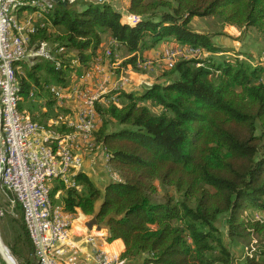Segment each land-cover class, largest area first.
Segmentation results:
<instances>
[{"label": "trees", "instance_id": "1", "mask_svg": "<svg viewBox=\"0 0 264 264\" xmlns=\"http://www.w3.org/2000/svg\"><path fill=\"white\" fill-rule=\"evenodd\" d=\"M29 10L37 11L23 6L19 18ZM126 12L139 21L130 24L111 3L55 0L45 19L37 21L43 26L31 37V45L46 41L62 48L55 55L60 66L46 59L16 63L22 68L16 74L19 111L47 124L54 116V99H45V87L68 86L72 74L88 69L106 38L116 41L117 51L122 48L141 58L163 46L150 58L155 60L165 47L175 45L212 56L178 60L171 68L162 65L152 85L120 93V108L98 106L101 123L94 141L102 148L100 157L108 155L105 169H113L121 181L98 185L80 172L74 177L79 189L56 183L51 198L62 189L54 202L67 213L79 210L91 216L90 226L104 229L108 243L123 242L121 256L128 261L234 264L224 237L249 249L255 235L261 249L246 252L242 264H264V220L242 218L248 209L264 211V67L258 58L213 41L231 37L224 31L228 26L264 36V0H128ZM196 18L214 19L213 32L194 30ZM137 56L124 64L135 66ZM57 108L55 116L61 112ZM159 189L163 194L157 200ZM21 230L35 260L24 222Z\"/></svg>", "mask_w": 264, "mask_h": 264}, {"label": "built area", "instance_id": "2", "mask_svg": "<svg viewBox=\"0 0 264 264\" xmlns=\"http://www.w3.org/2000/svg\"><path fill=\"white\" fill-rule=\"evenodd\" d=\"M54 1L0 0V194L4 202L21 208L37 264H124L120 254L104 248L105 230L79 224L75 214L65 212L61 203L54 202L60 200L62 189L56 190L51 198L56 183L64 189H79L75 175L83 172L85 161L94 162L99 156L102 148L94 141V133L101 123L97 107L110 104L121 107L119 95L126 91L131 80L112 77L122 73L117 64L116 41L109 40L102 56L92 60L81 75L74 74L70 85L50 88L55 106L61 112L47 124L33 121L28 113L18 109L16 74L20 68L16 63L23 61L32 65L38 59H46L58 68L60 64L55 55L63 53L62 48L54 49L46 41L31 45V37L43 24H37L34 15L20 19L18 11L30 6L43 15L53 8ZM84 1L101 5L111 0ZM125 18L132 25L139 21L134 15L127 14ZM134 55L138 54L131 57ZM209 56H212L210 52L199 48L175 45L165 47L155 60L137 56L133 68L149 70L162 65L171 68L178 60ZM263 58L260 64L264 67ZM59 129L65 131L62 133ZM103 161L107 163V154Z\"/></svg>", "mask_w": 264, "mask_h": 264}, {"label": "rangeland", "instance_id": "3", "mask_svg": "<svg viewBox=\"0 0 264 264\" xmlns=\"http://www.w3.org/2000/svg\"><path fill=\"white\" fill-rule=\"evenodd\" d=\"M111 5L118 10L121 15L123 16L124 19L127 16V5H128V0H111L110 1ZM34 13L32 10H29L26 12L24 16L28 15H34V17L38 20L40 19H45L44 15H41L42 13ZM41 15V16H40ZM214 19L212 18H207V19H199L196 18L192 22V27L194 30H197L199 32H213L214 28ZM229 33L232 35V38H226V37H216L219 41L223 42V45H230L234 44L235 46V52L236 53H245L248 55H253L256 57L259 53H261L264 49V36L260 35L256 31L253 30H248L247 32H241L238 29H228ZM109 40L106 38V42L104 44V47L108 46ZM103 48V47H102ZM234 52V53H235ZM116 54L118 55V61L117 64H120V69L122 70V73L119 75H113L112 77L118 76V78L121 76L122 78H127L131 80L130 85H134V83H137V87H141L142 85H145L146 83L152 85L156 81L157 75H159L158 72V67H154L152 69H142V68H137L135 70L133 68V64H124L128 59L131 58L132 54H128L124 49L116 50ZM227 54V53H226ZM226 57V56H222ZM264 57V51L262 52L261 56L258 58L260 62V58ZM257 59V57L255 58ZM264 59V58H263ZM139 69V70H138ZM22 72V68L20 69ZM145 72H142L144 71ZM264 76V75H263ZM71 79V78H68ZM263 79V78H262ZM69 85L71 84V80L68 83ZM56 84H50L45 87V91L47 92V96L45 97L46 100L53 101L52 95L50 93V88ZM129 86V85H128ZM127 89V87H126ZM129 89V87H128ZM127 91V90H126ZM45 103V101H43ZM122 105V103H121ZM149 105V104H147ZM43 106V105H42ZM54 109V110H53ZM48 109H44L42 107V111H47ZM58 108L55 106V101H53L52 105V110H50V114L54 115L58 112ZM155 110V109H154ZM156 111V110H155ZM53 116V117H54ZM1 132V131H0ZM100 158L99 156H97ZM97 158V159H98ZM103 160V159H102ZM93 162L90 161H85L84 164V169H88L93 166ZM87 167V168H86ZM95 168L97 170L94 171V173L100 172L103 169H105L104 161L102 164H100V160H96V165ZM83 172H85L83 170ZM87 172V170H86ZM85 172V173H86ZM102 173V172H101ZM90 176V175H89ZM92 176V177H91ZM91 179L96 184H100L101 182H106L107 180H115V181H121L120 177L118 176L117 172H115L113 169L106 170V172L103 173V177H98L94 178V175H91ZM113 178V179H112ZM168 193L170 195H173L175 197L174 190L172 188L168 189ZM162 191L159 189L157 200L160 199L162 196ZM0 220L2 221V228H1V234H2V239L5 243V245L8 247L14 258L17 260L19 264H22L25 261H29L31 264H35V260L31 256V251L29 250L28 247H26L25 240L22 236V230H21V225L23 224L22 222V216H21V211L17 205L10 206L8 203L4 202L3 196L0 194ZM76 218H78L79 224L83 223H91L92 217L91 216H85L82 215L81 213L75 214ZM242 218L246 219L251 222L259 221V220H264V211L260 210H254V209H248L242 214ZM98 226V225H96ZM99 228V227H98ZM102 229V228H99ZM103 230V229H102ZM107 234V233H106ZM251 245H250V251L253 252L254 249L259 250L261 249V244H260V238H257L255 235H251ZM224 242L230 246L232 253L235 255L234 256V264H242L244 257L246 256V250L248 248H242L241 246H237L235 244H230L228 239L224 237ZM248 247V246H247ZM244 249V250H243ZM1 264V262H0Z\"/></svg>", "mask_w": 264, "mask_h": 264}, {"label": "crops", "instance_id": "4", "mask_svg": "<svg viewBox=\"0 0 264 264\" xmlns=\"http://www.w3.org/2000/svg\"><path fill=\"white\" fill-rule=\"evenodd\" d=\"M228 29H236V28H234V27H232V26H228V27H226L225 29H224V31H226L227 33H228V35H230L231 37H226V38H232V35L229 33V31H228ZM239 31V30H238ZM215 43H216V45H219V46H221V47H223V49H226V50H228V51H234L236 48H235V46H234V44H228V45H223V42L222 41H219L217 38H214V40H213ZM104 44H105V41H103L102 42V44H101V46L98 48V50L96 51V53H95V55L93 56V60L97 57V56H102V54H103V49L105 48L104 47ZM103 47V48H102ZM163 46H159V47H157L156 49H152V50H149V51H145L144 53H143V55L144 56H147V57H149V58H155L156 56H157V54H158V52H159V50H161V48H162ZM264 51V50H263ZM262 51V52H263ZM262 52L261 53H259L256 57L257 58H259L260 56H261V54H262ZM245 54V53H244ZM248 55V54H247ZM250 56H252V57H254L253 55H250ZM256 57H254V58H256ZM259 60V59H258ZM20 71V70H19ZM71 79H74V77H73V74H72V76H71ZM138 85H137V83H134V85H129V86H127V91H136V89H139L138 87H137ZM128 87H129V89H128ZM99 157H100V155H99ZM98 158V157H97ZM101 158V157H100ZM100 158H98L99 160H100ZM98 159H95V161L93 162L94 164H93V166L92 167H90L89 168V170L88 169H84V171L86 172V170H87V172H86V174H88V175H94L95 177L94 178H98V177H103L102 175H103V173H104V171L106 170V169H103L102 171H100V172H97V173H94V171L95 170H97L96 168H95V165H96V160H98ZM102 159V158H101ZM100 164H102L101 162H100ZM87 168V167H86ZM102 172V173H101ZM92 177V176H91ZM89 226H90V223L88 222L87 223ZM104 230V229H103ZM105 233H106V231H105ZM104 248L105 249H107L109 252H111V253H115V254H120V255H122V253L124 252V250H125V248H124V244H123V242L121 241V240H114L113 242H111V243H108V242H106L105 244H104ZM124 264H138V262H133V261H128V260H126L125 259V262H124Z\"/></svg>", "mask_w": 264, "mask_h": 264}, {"label": "water", "instance_id": "5", "mask_svg": "<svg viewBox=\"0 0 264 264\" xmlns=\"http://www.w3.org/2000/svg\"><path fill=\"white\" fill-rule=\"evenodd\" d=\"M0 259L3 262V264H19L2 239L1 226H0Z\"/></svg>", "mask_w": 264, "mask_h": 264}]
</instances>
